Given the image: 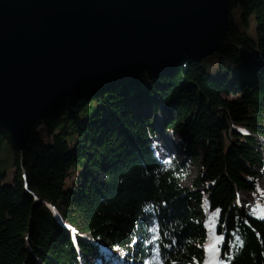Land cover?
Segmentation results:
<instances>
[{"label":"trees","instance_id":"16d2710c","mask_svg":"<svg viewBox=\"0 0 264 264\" xmlns=\"http://www.w3.org/2000/svg\"><path fill=\"white\" fill-rule=\"evenodd\" d=\"M149 112L160 115L161 133L178 135L183 159L197 167L190 190L181 186L185 167L157 162L149 149L156 136ZM40 127L55 131L50 143ZM258 137L264 0H233L220 49L201 63L89 85L38 122L23 152L0 130V264L101 256L58 220L142 264H195L193 257L264 264V222L235 203V193L258 191ZM149 219L165 233L159 256L140 242ZM221 236L219 257L198 247Z\"/></svg>","mask_w":264,"mask_h":264},{"label":"water","instance_id":"95a60500","mask_svg":"<svg viewBox=\"0 0 264 264\" xmlns=\"http://www.w3.org/2000/svg\"><path fill=\"white\" fill-rule=\"evenodd\" d=\"M233 0H0V130L23 152L85 87L166 74L214 55Z\"/></svg>","mask_w":264,"mask_h":264},{"label":"rangeland","instance_id":"374dc122","mask_svg":"<svg viewBox=\"0 0 264 264\" xmlns=\"http://www.w3.org/2000/svg\"><path fill=\"white\" fill-rule=\"evenodd\" d=\"M149 113L150 114H148V116H150V119H151V126H153V127L157 126V122H160V120H159L160 119L159 118L160 115L153 116L151 112H149ZM158 128H160V126H158ZM37 133L39 135V138L44 143L48 144V143L51 142L52 135L55 133V131L48 135L46 133V131L43 130L42 127H40V128L37 129ZM175 135L176 134H173V136L172 135L170 136V140H171L170 141L171 142L170 147H172L171 148L172 153L170 152V158L176 159L175 161L178 164H181V165H183L185 167L187 173H186V176H185L184 180L181 183V186L184 187V188H187L188 190H190L191 186H192V183H193V181L195 179V174H196V171H197V167L192 165V164L187 163L183 159V155H182V151H181V140H180V138H178ZM149 138H151V137H149ZM157 139H159V137ZM256 141H257V144H258L257 145V151L259 152L260 156L262 157V159L264 161V139L258 137L256 139ZM1 157H8L9 160L11 161V156L8 153H4L3 155H1ZM258 175H259V177L257 179V182H258V191H257V193L254 194V195H245V194L239 193V194H237V196L235 198L236 199L235 203L238 206H240V207L249 206V205L252 206L253 205L252 208H248L249 211L247 210L248 212H250L252 214H254V212H256L257 211L256 209H258V208L261 209V212H264V171H260ZM22 182H23V180H22ZM240 197H242V198H240ZM239 198H240L241 202H245V203L239 205V203H241V202H238ZM258 199L260 201H257ZM257 203H258V205H257ZM253 208H255V209H253ZM60 225L68 229V227H66L64 222L60 221ZM116 253H118V254H116ZM112 255H114V258L116 256H119V258H120V255H122V254L120 252H115ZM86 263L94 264V262L92 261L91 258L84 259V264H86ZM82 264H83V262H82ZM113 264H115V263H113ZM135 264H139V263H135Z\"/></svg>","mask_w":264,"mask_h":264},{"label":"snow or ice","instance_id":"6c2138e0","mask_svg":"<svg viewBox=\"0 0 264 264\" xmlns=\"http://www.w3.org/2000/svg\"><path fill=\"white\" fill-rule=\"evenodd\" d=\"M149 225L145 228V235L140 240V242L144 245H151L154 247L156 254L159 256L161 254V248L168 247V245L163 244V240L165 237V233L161 230V228L155 224V222L151 221L149 219L148 221ZM207 230V226H206ZM207 239V237H205ZM135 242V241H133ZM223 243V237L214 238L212 240H208V242L204 245H198V247H203L205 253H215L217 257H219L220 254V245ZM227 255V252L225 253ZM193 261H195V264H199L198 261H196V258L193 257ZM145 264H149L148 261H145ZM157 264H161L160 261H157ZM174 264V262H173ZM207 264H213L211 260L207 261ZM227 264V262H225Z\"/></svg>","mask_w":264,"mask_h":264},{"label":"bare ground","instance_id":"6f19581e","mask_svg":"<svg viewBox=\"0 0 264 264\" xmlns=\"http://www.w3.org/2000/svg\"><path fill=\"white\" fill-rule=\"evenodd\" d=\"M158 126H161V122H157V126L153 127L156 136L153 139V142L150 145L149 149L151 150L155 160L157 159V156H160L162 158H170V152L172 153V150H171L172 147H170V145H171L170 137H168L165 134L161 133L159 131ZM158 137H159V139H157ZM154 141H155V143H154ZM156 161L162 163V162H166L167 160L166 159H159V160H156ZM237 194H239V193H235V196H237ZM240 198H242V197H240ZM240 198H239L238 202H241ZM257 201H260V200L258 199ZM244 203L245 202H241V203H239V205L240 204H244ZM257 205H258V203H257ZM252 206L249 205V206H245V207L248 209V208H252ZM253 209H255V208H253ZM256 210H257L256 212L253 211L255 214H257V215H263L264 214V212H261L260 208H258Z\"/></svg>","mask_w":264,"mask_h":264}]
</instances>
